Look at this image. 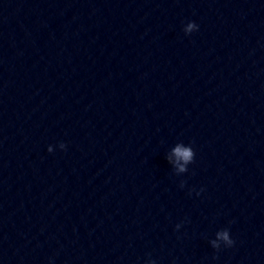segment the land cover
I'll return each instance as SVG.
<instances>
[{"label":"water","instance_id":"1","mask_svg":"<svg viewBox=\"0 0 264 264\" xmlns=\"http://www.w3.org/2000/svg\"><path fill=\"white\" fill-rule=\"evenodd\" d=\"M0 264H264V0H0Z\"/></svg>","mask_w":264,"mask_h":264},{"label":"clouds","instance_id":"2","mask_svg":"<svg viewBox=\"0 0 264 264\" xmlns=\"http://www.w3.org/2000/svg\"><path fill=\"white\" fill-rule=\"evenodd\" d=\"M194 28H195V25H189V28L187 29V31H191ZM57 147L60 150L66 149V145L64 143H60ZM47 150L49 153H52L54 151L53 146H49ZM181 155H182L183 159L185 160V162H188L191 159L192 153H191L190 149H187V150H183L181 152ZM181 171H183V169H181ZM217 238H218V240H223L224 242H226L229 245L232 243V241L229 239L227 232L218 233ZM214 246H215V242H214Z\"/></svg>","mask_w":264,"mask_h":264}]
</instances>
